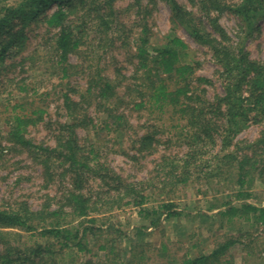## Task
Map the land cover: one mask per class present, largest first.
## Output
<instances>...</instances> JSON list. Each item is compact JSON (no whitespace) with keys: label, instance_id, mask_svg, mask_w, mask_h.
I'll return each instance as SVG.
<instances>
[{"label":"trees","instance_id":"obj_1","mask_svg":"<svg viewBox=\"0 0 264 264\" xmlns=\"http://www.w3.org/2000/svg\"><path fill=\"white\" fill-rule=\"evenodd\" d=\"M189 1L199 16L176 0H165L171 20L206 46L220 66L223 89L212 99L205 97L203 87L211 79L196 75L187 60L188 44L171 35L162 45L152 46L145 22L135 39L124 37L121 43L134 49L132 80L121 83L120 69H115V79L103 73L102 51L115 41L113 25H118L114 0H0V95L7 93L3 107L9 110L3 118L4 137L40 165L45 185L68 180L60 193L46 195L39 207L24 200L0 206V264H67L69 252L80 258L77 264H121L110 235L113 225L103 229L98 222L108 221L113 210L134 206L139 218L156 228L162 219L181 214L174 192L190 182L217 190L233 188L241 202H220L218 207L223 208L218 214L264 226V205L243 201L252 195L255 181L264 185V63L251 60L244 48V40L264 19V0ZM225 10L237 17L236 39L214 16ZM203 20L217 36L206 30ZM32 23L54 33L19 63L33 67L43 62L60 78L73 73L86 77V88L77 98L62 94L66 118L57 122L53 144L37 143L27 134L30 127L47 124L45 107L29 94L28 78L14 79L5 73L15 64L9 59L24 47L26 28ZM71 56L84 60L72 63ZM121 87L123 92L118 93ZM13 90L25 94L14 100ZM122 103L146 110L156 121L167 117L176 121L175 128L180 126L184 153L160 155L143 180H129L103 155L108 136H122L131 128ZM91 109L99 115L91 114ZM249 121L263 125L258 136L234 141ZM77 129L85 131L83 138ZM158 141L153 129L133 143L138 153L152 154ZM157 194L159 199L150 204ZM237 242H242L240 236L224 237L206 253L186 254L179 264H234L226 255ZM131 252L134 255V248ZM91 254L100 258L94 260Z\"/></svg>","mask_w":264,"mask_h":264},{"label":"rangeland","instance_id":"obj_2","mask_svg":"<svg viewBox=\"0 0 264 264\" xmlns=\"http://www.w3.org/2000/svg\"><path fill=\"white\" fill-rule=\"evenodd\" d=\"M176 2L196 17L199 16L195 13L196 7L189 0H176ZM54 8L55 5L51 10ZM113 8L116 11L115 20L118 24L113 25L116 29L115 41L102 51L100 62V66L104 68L103 73L110 79H115V69H120L121 83L126 84L132 80L133 64L130 62V53L131 49L132 51L134 49L121 43L124 37H128L129 41L135 39L141 30V25L145 22L149 29L152 46L162 45L171 35L181 37L188 44L187 60L193 63L195 74L212 81L211 84L203 85L206 98L212 99L214 95L222 93L219 64L206 46L195 41L182 25L171 20V10L165 0H114ZM214 16H217V21L226 34L231 39H236L237 17L227 10L216 12ZM203 21L206 30L212 32L213 36H217L212 27L205 20ZM257 26L258 29L254 34L244 40V48L251 60L264 63V19L258 21ZM51 33H47L41 25L30 24L26 28L28 38L25 40L24 47L17 55L9 59V62L14 61L15 64L5 71L10 78L27 77L29 94H32L34 99L45 107L47 124L30 127L27 134L35 142L47 144L54 143L53 135L57 122L66 118L61 108L62 94L69 93L73 98H77L86 88V77L83 73H73L66 78H60V74L52 73L43 62L33 67H25L19 63L22 56L38 47L43 38L50 36ZM90 49L92 50V47ZM83 60L84 58L80 60L75 56L70 57L72 63L81 64ZM118 91V93L123 92V88H119ZM12 94L15 97L14 100H17L25 93L13 90ZM6 95L7 93L0 95V206L24 200L36 208L43 203L46 195L55 196L60 193L67 186L68 180L64 178L65 180L60 181L58 186L45 185L40 165L27 152L18 150L6 141L4 137L6 128L3 123L5 113L9 111L3 107L7 102ZM120 108L123 109L131 128H128L122 136H108L103 148L104 158L115 171L127 176L129 180H143L148 177L149 170L160 155L175 153L181 156L184 153L186 148L178 132L180 126L175 128L173 125L176 121L167 117L162 121H156L146 110H136L130 103H122ZM90 112L95 114L92 109ZM262 128L263 125L249 121L234 141H252ZM153 129L159 139L156 143V151L152 154L138 153L133 140ZM77 133L79 138L85 135L83 129H77ZM215 188L205 183L190 182L185 187L177 189L173 199L177 208L181 210V214L162 219L156 228L148 226L145 220L139 218L137 208L134 206L113 210L107 214L108 221L98 223H102L103 229L113 225L114 231L110 232V235L115 239L114 242L118 248L117 258L121 264H179L186 254L206 253L215 246L217 241L229 236H240L242 242H237L229 250L226 255L228 260H232L234 264L264 262V226L236 216L231 220H228L227 216H220L218 211L223 208L218 207L220 202L231 201L232 204L238 205L241 201L235 198L233 188L219 190ZM155 199H159L158 194L150 200V204L154 203ZM243 201L264 205V185L255 181L252 186V195ZM115 229H118V232ZM25 236H27L26 233ZM133 248L134 255L131 252ZM102 254V251L99 252V255ZM91 255L94 260L100 258L96 254ZM138 255L142 256L139 260ZM79 260L80 258L74 253L69 252L64 262L77 264Z\"/></svg>","mask_w":264,"mask_h":264}]
</instances>
